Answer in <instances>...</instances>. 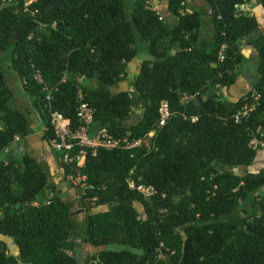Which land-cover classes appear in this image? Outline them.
Wrapping results in <instances>:
<instances>
[{
  "label": "trees",
  "instance_id": "trees-1",
  "mask_svg": "<svg viewBox=\"0 0 264 264\" xmlns=\"http://www.w3.org/2000/svg\"><path fill=\"white\" fill-rule=\"evenodd\" d=\"M150 1L32 0L25 6V0H0V52L8 53L43 126H49V110L77 125L79 89L94 109L93 127L116 138L155 129L149 147L88 151L80 169L57 155L69 184L57 191L31 151L19 158L4 154L16 136L30 132V122L13 106L0 69V264H76L68 252L80 241L100 247L85 264H264V169L233 170L253 164L251 134L264 130V32L250 0H205L209 41L200 36L201 13L186 11L185 0H167L173 22ZM246 38L257 51L258 78L236 101L218 98L214 89L236 80ZM223 43L225 58L218 62ZM139 54L138 73L119 88ZM251 90L258 106L235 122L240 106L252 101ZM162 100L171 116L159 126ZM133 109L141 110L139 118L127 125ZM51 137L48 128L43 138ZM130 169L155 188L148 202L128 189ZM69 175L85 176L83 186ZM3 237L16 245L17 256Z\"/></svg>",
  "mask_w": 264,
  "mask_h": 264
},
{
  "label": "built area",
  "instance_id": "built-area-1",
  "mask_svg": "<svg viewBox=\"0 0 264 264\" xmlns=\"http://www.w3.org/2000/svg\"><path fill=\"white\" fill-rule=\"evenodd\" d=\"M32 0H25L24 4L27 6ZM227 50V44L223 43L217 53V61L222 62L225 58ZM35 79L38 83H42V79L39 73H36ZM45 91V100L50 99V92ZM252 101L247 100L240 106L233 116L235 122H240L248 119L252 112L255 111L258 106V93L251 90ZM192 98V96H183V100ZM76 118L77 125L71 126L69 118L65 117L58 111L49 110V126H43V134L50 128L52 137L46 140L48 146L58 155H61L62 163L64 165H73L74 168L80 169L84 167L86 161V155L88 151L94 154L99 148L110 149H126L131 150L134 148H147L150 146L153 136L155 135V129L150 130L142 137L129 138L114 137L106 128L93 127L94 109L84 99V95L81 90L78 89L76 95ZM158 113V125L163 126L165 122L171 116L169 104L166 100H162L157 108ZM186 118V116H183ZM197 119L196 116L190 117L193 122ZM249 144L252 148L262 149L264 148V134L257 132L251 134ZM61 174L64 172V168L60 167ZM74 185L83 186L85 176H72L67 177ZM126 184L129 190L136 192L141 196L143 201L148 202L155 194V188L150 184H145L141 181L140 176H136L133 169H130ZM162 257V254H159ZM97 259H91L88 264H97Z\"/></svg>",
  "mask_w": 264,
  "mask_h": 264
},
{
  "label": "crops",
  "instance_id": "crops-1",
  "mask_svg": "<svg viewBox=\"0 0 264 264\" xmlns=\"http://www.w3.org/2000/svg\"><path fill=\"white\" fill-rule=\"evenodd\" d=\"M260 0H250L247 3V7L250 8L251 12L255 16L257 23L259 24V32H264V9L260 5ZM186 7V11L190 12L192 10H197L201 13L203 25L200 30L201 39L204 41H209L213 31L212 20L210 17V10L205 0H185L184 3ZM149 6L152 10L156 11L164 20L168 22H173L176 17L172 16L167 9V0H151L149 2ZM206 38V39H205ZM239 50L242 54L243 58L238 66V73L235 82L228 87L217 86L214 90L217 94H220L221 97L229 101H236L238 98L247 94L254 82H256L258 78V56L257 51L251 43V39H243L239 44ZM131 63H134L133 67H135L134 76L138 73V64L139 60L135 59L128 64V72H130ZM9 65V64H8ZM131 73V72H130ZM133 74V73H131ZM18 79V77H17ZM21 87V81L18 79ZM23 89V88H22ZM125 89V88H124ZM24 91V90H23ZM13 93V92H12ZM25 98H29V96L24 91ZM14 98V93H13ZM29 104L31 105V100L29 98ZM30 122V132L20 138L16 136L14 142L8 147L4 154L9 152L13 157L19 158L22 154L31 151L34 157L42 162L48 170L49 176L48 181L56 186L57 191L62 190L66 186V182L62 180V175L59 171V167L57 165V153H55L46 143L43 138V124H41V120L39 117V113L37 112V116H28ZM264 134V130L262 131ZM3 157V153L0 158ZM244 167V172L239 173V175L251 172L257 173L261 169H264V148L257 149V155L252 165L250 166H239L234 168L233 170L236 172L238 168ZM237 173V172H236ZM238 174V173H237ZM263 192L264 195V187L259 190V193ZM2 238V237H0ZM3 240L7 244V250L10 254L17 256L18 251L16 245L12 242L10 238L3 237ZM80 243L77 245L79 247ZM97 252L100 250V247H96Z\"/></svg>",
  "mask_w": 264,
  "mask_h": 264
},
{
  "label": "rangeland",
  "instance_id": "rangeland-1",
  "mask_svg": "<svg viewBox=\"0 0 264 264\" xmlns=\"http://www.w3.org/2000/svg\"><path fill=\"white\" fill-rule=\"evenodd\" d=\"M8 64H9L8 53L7 52H0V69L2 70V72L4 74L7 85L10 87V89L14 93L13 106L15 108L22 110V111L27 112L28 116L33 115L36 117L37 111L35 110V108L33 106H31L29 104V98H27V97L25 98L24 96H22V95H24V91H23L20 83L18 82L17 75L9 67ZM131 65L132 66H130V72L133 74H131L130 72L127 73L126 78L123 79L119 84V88H121V89L127 88V86L130 84V82L132 81V79L134 77V72H133V71H135V67H133L134 63H131ZM221 96H220V94H218V97H221ZM140 112H141V110H139V109H133L126 124L128 125L130 123H135L139 118ZM218 169L222 170L221 167ZM244 169H245L244 167H240V168H238V170L236 172L238 174L243 173ZM260 194H263V192H260ZM136 204H138V203H136ZM79 243H80V245L78 248H76L74 250V253L73 252H68V253L70 255H72V254L74 255L75 260H76V264H85V258L87 256H90L91 254L95 253L94 251H96L95 250L96 247L89 245L86 242L80 241Z\"/></svg>",
  "mask_w": 264,
  "mask_h": 264
},
{
  "label": "water",
  "instance_id": "water-1",
  "mask_svg": "<svg viewBox=\"0 0 264 264\" xmlns=\"http://www.w3.org/2000/svg\"><path fill=\"white\" fill-rule=\"evenodd\" d=\"M143 57H144L143 54H139L137 60L140 61ZM228 168L231 169V167H228ZM234 168H235V167H234ZM66 186H67V188L69 189V184H68V183H66ZM67 193H68V191H65V192H63V195H66Z\"/></svg>",
  "mask_w": 264,
  "mask_h": 264
}]
</instances>
